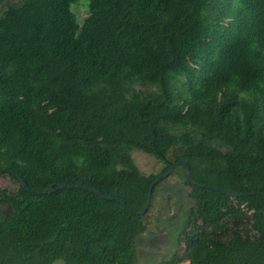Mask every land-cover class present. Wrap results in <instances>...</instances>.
Returning a JSON list of instances; mask_svg holds the SVG:
<instances>
[{
    "label": "trees",
    "instance_id": "obj_1",
    "mask_svg": "<svg viewBox=\"0 0 264 264\" xmlns=\"http://www.w3.org/2000/svg\"><path fill=\"white\" fill-rule=\"evenodd\" d=\"M77 1L0 0V264H138L148 224L127 206L180 159L264 193V0H89L83 24ZM185 185L181 251L155 264H264V196Z\"/></svg>",
    "mask_w": 264,
    "mask_h": 264
},
{
    "label": "rangeland",
    "instance_id": "obj_2",
    "mask_svg": "<svg viewBox=\"0 0 264 264\" xmlns=\"http://www.w3.org/2000/svg\"><path fill=\"white\" fill-rule=\"evenodd\" d=\"M3 6L0 5V12ZM79 24H83L89 15V0H78L72 6ZM137 88L151 90V87L138 85ZM180 153L175 149L171 153ZM132 155L136 164L146 174H159L165 164L155 156L134 149ZM186 175L182 166L177 167L168 177L163 179L152 196L151 207L145 215L148 224L146 232L137 238L138 264H155L170 260L181 251L179 237L186 229L189 211L193 201L189 198V188L185 185ZM3 178L0 179V182ZM12 212L11 206H0V222ZM55 264H65L57 260Z\"/></svg>",
    "mask_w": 264,
    "mask_h": 264
},
{
    "label": "water",
    "instance_id": "obj_3",
    "mask_svg": "<svg viewBox=\"0 0 264 264\" xmlns=\"http://www.w3.org/2000/svg\"><path fill=\"white\" fill-rule=\"evenodd\" d=\"M179 166H182L184 171H185V174L186 176L197 186H201V187H205V188H208V189H212V190H216V191H219V192H222V193H226V194H229V195H232V196H247V195H256V194H261L264 196V193L262 192H259V191H250V192H241V193H236V192H232L230 190H227V189H224V188H220V187H216V186H212V185H209V184H206V183H200L198 182L192 171H191V168H190V165L188 164V162L184 159H180L178 161H175L172 163L170 169L162 174H160L151 184L150 186V189H149V194H148V200H147V203L145 204L143 210L141 211H136L134 209H132L131 207L127 206V208L131 211V212H134L136 214H139V215H146L149 208H150V205H151V200H152V196H153V189L154 187L156 186V184H158L159 182H161L163 179H165L166 177H168L177 167ZM11 173L15 174L17 176V178L21 181L23 187L25 188V190L33 193V194H46V193H50L52 191H54V189H51V188H48V189H45V190H41V191H38V190H34L32 188L29 187V185L27 184V182L25 181V179H23V177L14 172V171H11ZM72 187H78V186H74V185H66V184H59L57 188H72ZM86 188V187H85ZM86 189H89L90 191L100 195L101 197L103 198H106V199H109V200H118V201H121L123 204H125V202L121 199V198H118V197H114V196H108V195H105L103 194L102 192L98 191V190H94V189H91V188H86ZM260 214L264 220V207L263 209L260 211Z\"/></svg>",
    "mask_w": 264,
    "mask_h": 264
}]
</instances>
